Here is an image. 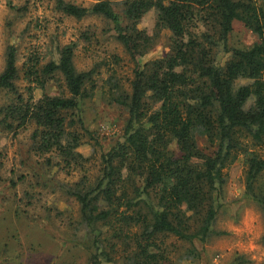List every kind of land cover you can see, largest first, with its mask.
<instances>
[{
  "label": "trees",
  "instance_id": "1",
  "mask_svg": "<svg viewBox=\"0 0 264 264\" xmlns=\"http://www.w3.org/2000/svg\"><path fill=\"white\" fill-rule=\"evenodd\" d=\"M57 7L78 19H104L107 37L136 63L126 84L111 61L79 69V42L63 45L58 60L45 64L31 54L23 67L11 44L0 73V90L12 96L0 107V125L15 131L32 124L36 154H57L69 174L83 171L64 189L79 204L74 228L89 264L200 260L199 245L224 233L215 224L226 169L241 156L244 196L264 218V0H97L90 6L57 0ZM152 9L154 34L139 26ZM236 22L256 34L252 44L230 43ZM163 30L170 32L169 51L141 64ZM83 38L91 45L96 32L85 31ZM112 59L122 60L118 54ZM104 65L112 71L101 84L103 98L127 118L122 138L102 152L91 175V157L78 150L91 135L82 112ZM21 71L28 96L20 90ZM54 78L64 84L61 93L34 99L35 88ZM204 137L208 146L201 144ZM45 159L50 169L52 156Z\"/></svg>",
  "mask_w": 264,
  "mask_h": 264
},
{
  "label": "rangeland",
  "instance_id": "2",
  "mask_svg": "<svg viewBox=\"0 0 264 264\" xmlns=\"http://www.w3.org/2000/svg\"><path fill=\"white\" fill-rule=\"evenodd\" d=\"M67 1L90 6L97 0ZM156 16V11L150 10L139 26L154 34ZM107 27L101 17L67 16L58 9L57 0H0V73L11 44L17 47L22 66L31 54L38 55L41 64L58 60L59 48L76 41L75 63L79 69L97 61H111L119 79L128 84L136 63L121 44L107 37ZM85 31L96 32L91 45L83 38ZM169 38L170 32L163 30L156 46L139 58L141 64L164 56L170 49ZM256 39L253 31L241 22L235 23L230 43L244 46ZM113 54L121 56L119 64L113 62ZM219 56L226 58L221 53ZM111 71L107 65L101 67L99 86L83 105L82 117L91 135L83 138L78 150L91 157L86 164L91 175L97 174L102 152L122 138L127 118L126 111L103 98L101 84ZM28 84L21 71L19 85L25 96ZM63 85L61 78L49 80L45 88H35L34 99L45 92L61 93ZM11 98L10 93L0 90V107ZM33 130L32 124L15 131L0 125V264H89L88 254L78 241L81 234L74 228L80 217L79 204L64 189L65 183L80 178L83 171L69 174L61 169L57 154H36L31 145ZM201 144L209 145L206 137L201 138ZM261 152L264 154V148ZM47 156H52L50 169L45 163ZM226 171L228 182L215 224L216 230L224 233L199 245L203 252L200 260L176 264H264V218L259 206L244 196L243 157Z\"/></svg>",
  "mask_w": 264,
  "mask_h": 264
}]
</instances>
